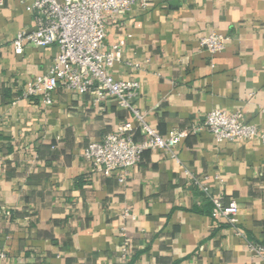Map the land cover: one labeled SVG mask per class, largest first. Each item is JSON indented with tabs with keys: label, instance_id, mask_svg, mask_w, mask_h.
Segmentation results:
<instances>
[{
	"label": "crops",
	"instance_id": "1",
	"mask_svg": "<svg viewBox=\"0 0 264 264\" xmlns=\"http://www.w3.org/2000/svg\"><path fill=\"white\" fill-rule=\"evenodd\" d=\"M0 2V264H264L250 248L264 246L260 138L216 142L202 130L144 151L122 183L91 171L83 148L130 112L61 89L51 105L20 98L58 48L27 43L15 54L35 19L21 0ZM105 30V48L130 35L110 73L139 82L135 106L160 135L212 109L240 111L264 134V0H149L106 18ZM211 31L229 37L215 54L198 45ZM201 185L237 203L241 233L215 224Z\"/></svg>",
	"mask_w": 264,
	"mask_h": 264
},
{
	"label": "built area",
	"instance_id": "2",
	"mask_svg": "<svg viewBox=\"0 0 264 264\" xmlns=\"http://www.w3.org/2000/svg\"><path fill=\"white\" fill-rule=\"evenodd\" d=\"M25 10L35 19V28L17 32L13 42L15 54H21L25 44L38 47L56 46L57 54L46 73L25 86L20 98H29L51 105L58 89L78 94H91L95 104L112 98L119 107L130 112V120L124 121L115 132L106 133L99 141L89 142L82 151L93 172L109 176L116 172L119 182H124L128 169L136 165L146 150H171L177 140L202 130L210 132L216 142L239 141L260 138L264 134L256 124L245 120L240 111L227 112L210 110L201 124L188 129L175 130L168 136L160 135L146 122L145 114L135 106L140 92L136 80L115 79L110 69L120 57L126 38H121L110 48H105V20L121 12L129 11L139 4L146 8L149 0H21ZM1 3V2H0ZM229 37L211 31L199 39L200 50L215 54L224 49ZM130 68L132 67L129 64ZM264 114V108L261 109ZM138 132L142 139L134 140ZM201 188L211 203V218L216 223L224 222L236 227L238 205L231 200L227 205L222 197L213 196L207 187ZM129 213L126 211L125 216ZM124 228H122V231ZM123 234V233H122ZM251 250L261 254L264 246L251 245ZM120 254L126 258L127 248L121 247Z\"/></svg>",
	"mask_w": 264,
	"mask_h": 264
}]
</instances>
